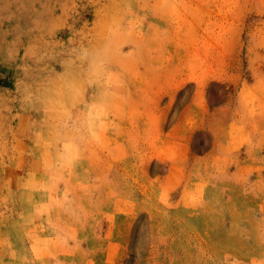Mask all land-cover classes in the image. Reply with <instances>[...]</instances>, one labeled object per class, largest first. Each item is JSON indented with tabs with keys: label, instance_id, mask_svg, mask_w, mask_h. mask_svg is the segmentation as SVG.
Listing matches in <instances>:
<instances>
[{
	"label": "rangeland",
	"instance_id": "obj_1",
	"mask_svg": "<svg viewBox=\"0 0 264 264\" xmlns=\"http://www.w3.org/2000/svg\"><path fill=\"white\" fill-rule=\"evenodd\" d=\"M0 264H264V0H0Z\"/></svg>",
	"mask_w": 264,
	"mask_h": 264
}]
</instances>
